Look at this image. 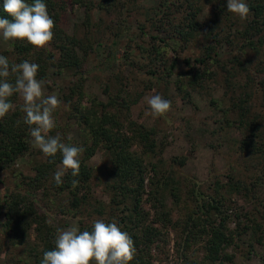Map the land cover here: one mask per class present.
I'll use <instances>...</instances> for the list:
<instances>
[{
  "label": "trees",
  "instance_id": "trees-1",
  "mask_svg": "<svg viewBox=\"0 0 264 264\" xmlns=\"http://www.w3.org/2000/svg\"><path fill=\"white\" fill-rule=\"evenodd\" d=\"M131 1L45 0L55 21L49 48L35 49L26 42L12 41L11 51H0L10 63L27 60L38 64L37 78L45 82L54 76H70L61 101L68 120L74 123L76 137L69 139L65 131L69 128L59 125L49 134L59 133L63 142L85 149L80 156L79 176L73 177L68 170L60 186L56 185L54 174L61 164V154L46 157L37 152L43 158L35 160L34 175L22 176L23 181L16 185L14 193L0 200V217H3L0 243L11 249L28 246L25 252L31 264H41L44 252L54 248L56 229L65 228L50 221L62 217L75 220L80 230H91L92 222L99 218L106 222L115 220L132 237L137 254L131 264H164L170 243L174 264H235V251L240 249L243 238L250 240L251 249L254 245L262 247L261 264H264V195L260 197L264 177L251 184L233 176H227L224 182L216 177L211 188L208 187L210 191H204L203 184L195 179L180 182L173 171L164 169L161 158L146 164V158L161 156L162 149L156 131L132 118L131 109L137 103L128 91L108 95L107 102L87 98L84 67L98 48L107 47L108 40L112 43L107 47L105 60L110 62L115 58L114 44L129 35L125 17H129L127 8ZM245 2L251 11L247 20L241 21L227 11V0H158L145 24H138V37L128 38L123 53L132 62L134 58L142 61L139 68L146 69L150 76L170 84L180 55L198 45L197 55L182 59L187 71L174 82L185 101L190 91L203 89L212 80L216 82L220 71L225 74V89L235 91L234 80L239 75L248 92L241 97H230L224 116L238 117L227 124L241 131L240 152L259 156L263 162L264 105L263 111L253 116L249 104L255 94L264 97V0ZM68 7L84 9L83 37L69 35L62 28ZM93 10L114 17L109 24L103 20L93 24L90 17ZM0 18H10L3 11V0H0ZM223 48L229 52L226 61L229 69L220 58ZM10 100L14 110L0 119V173L14 169L34 149L29 126L23 123V101L18 95ZM97 153H101L102 163L93 166L90 161ZM179 164L184 165V161L179 160ZM74 179L79 181L75 188L71 183ZM183 183L188 189L184 198ZM96 190L105 199L96 195ZM37 191L42 192L41 199L35 198ZM226 192L251 197L261 204L258 213L263 224H257L250 215L231 212ZM167 198L172 200L173 209L180 212L176 219L166 205ZM146 202L150 203L153 214L143 210ZM31 232L36 235L32 246L28 244Z\"/></svg>",
  "mask_w": 264,
  "mask_h": 264
},
{
  "label": "rangeland",
  "instance_id": "rangeland-1",
  "mask_svg": "<svg viewBox=\"0 0 264 264\" xmlns=\"http://www.w3.org/2000/svg\"><path fill=\"white\" fill-rule=\"evenodd\" d=\"M94 1L98 2L100 0ZM157 2L158 0H137L136 2L132 0L128 4L129 17L125 18L129 35L123 36L114 44L113 56L115 58L112 61L105 60L107 47L112 43L109 40L107 47L98 48L97 52L90 56L84 67V90L87 98L107 102L108 95H115L118 92L124 94L125 91H128L137 103L131 109L132 118L138 124L156 131L157 141L162 149L161 156L146 158V164L161 158L164 161V169L173 171L180 182L185 179H195L203 184L202 189L204 191H210L208 187L211 188L216 177L224 182L227 180V176H233L236 180L250 184L258 177H264V161L261 162L259 156L243 155L238 148L241 131L239 132L227 124V121H233L238 117L235 114H230L228 118H225L223 112L228 107L227 100L230 97H241L244 92H248L239 75L234 80L237 84L235 91L225 89L223 82L225 74L220 71L215 77L216 82L212 80L209 85H205V88L197 89L194 92L190 91V97H187L185 101L182 98L183 95L176 91L174 82L179 74L187 71L182 59L197 55L198 45H195L191 51H186L180 55L179 65L175 69L170 84H167L165 79L159 81L156 76L152 77L147 74L146 69L139 68L143 64L142 61L134 58L133 63L132 60L125 58L123 52L128 38L138 37V24H145L146 18L152 15L151 10ZM85 16L84 9L68 7L62 20V28L69 35L82 36L86 29L84 25ZM90 17L93 24H96L99 20L109 24L114 16L111 14L108 16L98 10H93ZM137 39V43L140 44L139 38ZM12 41H5L2 33H0V51H11ZM228 53L226 48L222 49L220 58L223 63L227 64ZM226 66L228 69L231 68L228 64ZM70 80L71 78L68 75L62 78L57 76L49 78L45 83V94H55L61 100L62 92L65 91L64 87L69 84ZM106 88L110 89L106 91ZM154 94H160L164 99L171 101V110L158 118H153L147 114L149 107L145 98ZM254 97V100L249 104V111L253 116L261 113L264 105L262 94H255ZM54 118L58 123L57 125L64 129L69 128V130H65L69 137H76L74 123L68 120V112L62 103L56 110ZM33 148V154L19 160L14 169L0 173L1 201L10 193H14L16 185L23 181L22 176L28 178L34 175L32 168L34 162L43 157L40 154L37 155V152L40 151L38 148ZM102 158L101 153H97L91 159L90 164L99 166L102 163ZM154 158L156 159L154 160ZM179 160H183L184 165L181 166ZM149 177H151V174ZM185 185V183L182 184L183 198L188 190ZM21 188L22 190L25 189V187ZM96 191V195L101 199H105L99 190ZM41 195L42 192L37 191L35 198L41 199ZM263 195L264 188L260 191V197H263ZM225 196L229 200L228 204L231 212L239 215H250L257 224H263L262 216L258 213L262 207L256 200L237 194L230 195L228 192L225 193ZM166 205L171 209L173 219H176L180 212L173 209L172 200L167 198ZM143 210L153 214L149 202L143 204ZM39 211L41 212V210ZM0 221H3V217H0ZM50 223L55 226H65V228L74 224L78 225L75 220L63 219L62 217H57L56 221H50ZM232 226L233 224H231ZM262 226L264 227V224ZM35 236V232H31L30 242L28 243L31 246L36 243ZM249 242L248 238H243L240 241V249L235 251V264H261L262 247L254 245V249H251ZM0 246V264H31L32 261L28 257V253L25 252L29 248L28 246L11 249L7 248L4 242H1ZM166 252H169V257L164 264H174L172 243L166 247Z\"/></svg>",
  "mask_w": 264,
  "mask_h": 264
},
{
  "label": "clouds",
  "instance_id": "clouds-1",
  "mask_svg": "<svg viewBox=\"0 0 264 264\" xmlns=\"http://www.w3.org/2000/svg\"><path fill=\"white\" fill-rule=\"evenodd\" d=\"M226 9L241 21L247 20L251 9L245 0H227ZM3 11L10 18H0V33L5 41H22L35 49H47L54 38L55 21L50 16L45 0H3ZM39 65L27 60L10 63L0 55V119L4 118L14 104L10 98L18 95L25 113L23 123L29 126L31 143L46 157L62 156L59 169L54 174L57 186L63 181L65 172L80 174V156L83 147L63 142L59 133H49L57 127L54 113L62 101L55 94H45V81L37 78ZM191 79L190 77H188ZM148 115L158 118L171 110V101L160 94L145 98ZM19 123V121H17ZM71 137H69L70 139ZM75 188L79 181L72 180ZM137 249L127 231L113 220L95 219L91 230H80L78 225L57 228L54 248L45 251L41 264H131Z\"/></svg>",
  "mask_w": 264,
  "mask_h": 264
}]
</instances>
